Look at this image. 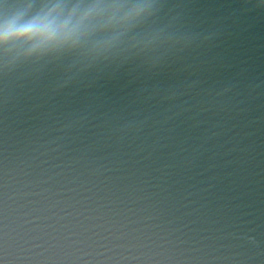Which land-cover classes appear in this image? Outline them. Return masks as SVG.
<instances>
[{
    "label": "water",
    "instance_id": "95a60500",
    "mask_svg": "<svg viewBox=\"0 0 264 264\" xmlns=\"http://www.w3.org/2000/svg\"><path fill=\"white\" fill-rule=\"evenodd\" d=\"M100 9L74 48H0V264H264V0Z\"/></svg>",
    "mask_w": 264,
    "mask_h": 264
},
{
    "label": "clouds",
    "instance_id": "9594fccd",
    "mask_svg": "<svg viewBox=\"0 0 264 264\" xmlns=\"http://www.w3.org/2000/svg\"><path fill=\"white\" fill-rule=\"evenodd\" d=\"M146 5L75 6L63 18L40 17L24 20L19 15L0 20V48L24 45L39 54L76 47L89 30V24L100 9H119L113 13L118 20L128 21L138 16Z\"/></svg>",
    "mask_w": 264,
    "mask_h": 264
}]
</instances>
